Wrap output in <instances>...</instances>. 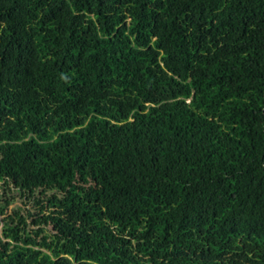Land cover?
<instances>
[{"label":"trees","instance_id":"1","mask_svg":"<svg viewBox=\"0 0 264 264\" xmlns=\"http://www.w3.org/2000/svg\"><path fill=\"white\" fill-rule=\"evenodd\" d=\"M0 264H264V0H0Z\"/></svg>","mask_w":264,"mask_h":264}]
</instances>
